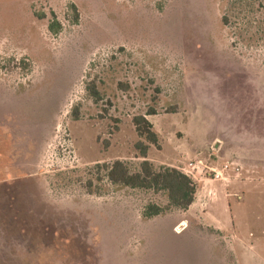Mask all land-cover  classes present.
Here are the masks:
<instances>
[{"label": "rangeland", "instance_id": "374dc122", "mask_svg": "<svg viewBox=\"0 0 264 264\" xmlns=\"http://www.w3.org/2000/svg\"><path fill=\"white\" fill-rule=\"evenodd\" d=\"M137 116L188 210L98 168ZM0 264H264V0H0Z\"/></svg>", "mask_w": 264, "mask_h": 264}, {"label": "trees", "instance_id": "16d2710c", "mask_svg": "<svg viewBox=\"0 0 264 264\" xmlns=\"http://www.w3.org/2000/svg\"><path fill=\"white\" fill-rule=\"evenodd\" d=\"M72 8L75 12L74 21L78 22L77 9L74 5ZM61 29L60 22L52 14V19L48 25L49 32L57 35ZM86 90L97 100L99 92L95 83L88 84ZM73 114L74 117L78 118L76 109H74ZM148 114L155 115L156 113L151 111ZM132 122L139 137L146 140V143L140 141L135 145L140 157L145 159L141 164L140 171L131 173L127 164L121 160H116L112 164H98V168H103L106 171L108 180L113 184L163 193L166 196L167 203L165 205L151 203L145 207L142 215L144 219L166 215L173 210H188L195 201L196 182L177 168L160 167L156 169L150 161L146 160L150 146H158V134L145 116L134 117Z\"/></svg>", "mask_w": 264, "mask_h": 264}, {"label": "crops", "instance_id": "0c3cea01", "mask_svg": "<svg viewBox=\"0 0 264 264\" xmlns=\"http://www.w3.org/2000/svg\"><path fill=\"white\" fill-rule=\"evenodd\" d=\"M194 202H196V200L194 201ZM193 205V204H192ZM191 208V207H190Z\"/></svg>", "mask_w": 264, "mask_h": 264}]
</instances>
